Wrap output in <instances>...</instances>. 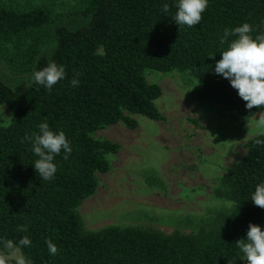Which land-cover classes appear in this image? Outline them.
Masks as SVG:
<instances>
[{
  "label": "trees",
  "instance_id": "16d2710c",
  "mask_svg": "<svg viewBox=\"0 0 264 264\" xmlns=\"http://www.w3.org/2000/svg\"><path fill=\"white\" fill-rule=\"evenodd\" d=\"M177 3L78 0L74 13L86 22L68 28L46 5L0 1V58L32 67L29 82L10 86L0 79V104L11 113L7 124L0 123V249L10 240L30 264H224L242 253L235 241L246 238L250 222L264 229V209L251 201L255 186L264 183V143H256L264 141V133L246 139L244 152L226 167L214 192L232 205L210 225L171 233L140 225L80 226L75 207L94 191V173L108 169L105 153L118 148L90 132L117 121L134 128L132 114L163 118L153 103L160 87L145 80V69L188 70L234 122L244 123L264 109H247L229 80L214 71L227 46L220 43L225 29L248 23L253 37L264 34V0H208L193 27L176 24ZM51 33L53 47L41 53ZM50 62L65 68V78L51 91L33 80L34 71ZM73 78L79 80L76 87ZM42 122L63 131L72 149L67 159L63 150L54 157L57 171L51 180L36 172L38 157L24 140L39 132ZM24 236L30 245H19ZM46 240L57 246L56 255Z\"/></svg>",
  "mask_w": 264,
  "mask_h": 264
},
{
  "label": "rangeland",
  "instance_id": "374dc122",
  "mask_svg": "<svg viewBox=\"0 0 264 264\" xmlns=\"http://www.w3.org/2000/svg\"><path fill=\"white\" fill-rule=\"evenodd\" d=\"M2 3L43 4L60 14L57 23L75 28L86 22L77 15L78 0H0ZM52 33L40 49L48 54L53 47ZM32 67L10 65L0 58V79L12 86L29 82ZM147 82L160 87L153 103L162 119L132 114L136 126L121 121L96 128L94 138L118 144L105 153L109 167L95 172L94 191L75 207L83 230L107 225H140L163 233L193 232L213 222L216 214L230 209L232 202L217 196L220 178L226 167L245 150L246 139L264 128L257 120L264 109L244 123L232 121L228 110L203 93L201 81L188 70L161 72L145 69ZM0 123L9 122L4 105ZM19 255L17 248L5 246L2 255ZM224 264H246L243 253Z\"/></svg>",
  "mask_w": 264,
  "mask_h": 264
},
{
  "label": "clouds",
  "instance_id": "9594fccd",
  "mask_svg": "<svg viewBox=\"0 0 264 264\" xmlns=\"http://www.w3.org/2000/svg\"><path fill=\"white\" fill-rule=\"evenodd\" d=\"M207 6L208 0H178L174 21L179 26L193 27L200 22ZM162 11L169 12L167 3L163 5ZM252 32V26L248 23H243L231 30L225 29L220 43L227 46L220 52V59L215 62L214 68L216 74L229 80L240 98L246 102L245 107L249 110L253 107L264 108V34L253 37ZM229 36L235 38L228 40ZM213 56L214 54H211L208 57ZM64 78L65 68L55 62H50L33 73L34 82L43 85L49 91ZM70 83L76 87L79 85V80L73 78ZM0 111L3 112V106L0 107ZM257 127L264 128V112L258 116ZM38 128L39 132H34L31 136L26 134L24 140L31 141L32 151L38 157L33 164L36 172L42 179L51 180L57 171L53 162L54 157L63 150L64 159H67L72 149L63 131L54 132L46 122L40 123ZM256 143L260 144L264 141L257 140ZM251 201L254 205L264 209V183L255 186ZM235 242L243 253V260L246 264H264V229L258 224L250 222L246 238ZM30 244L31 241L27 236L19 240L21 246ZM46 244L50 254L58 253L57 246L51 240H46ZM6 246L10 249L16 247L10 240L7 241ZM12 257H14V264H30V261L22 254L17 256L13 252ZM9 259L7 255H0V264H9Z\"/></svg>",
  "mask_w": 264,
  "mask_h": 264
}]
</instances>
